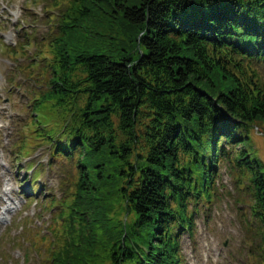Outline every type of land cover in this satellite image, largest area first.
<instances>
[{
  "label": "trees",
  "instance_id": "1",
  "mask_svg": "<svg viewBox=\"0 0 264 264\" xmlns=\"http://www.w3.org/2000/svg\"><path fill=\"white\" fill-rule=\"evenodd\" d=\"M49 9L58 13L38 60L23 66L30 114L18 150L45 147L70 185L48 201L58 207L48 233L24 232L40 264H182L180 235L212 204L223 160L249 234L246 264H264V0ZM32 38L0 47L16 56Z\"/></svg>",
  "mask_w": 264,
  "mask_h": 264
},
{
  "label": "rangeland",
  "instance_id": "2",
  "mask_svg": "<svg viewBox=\"0 0 264 264\" xmlns=\"http://www.w3.org/2000/svg\"><path fill=\"white\" fill-rule=\"evenodd\" d=\"M54 1L0 0V42L18 47L25 44L27 36L35 41L33 44L31 40L32 44L16 56L5 47L0 49V256L6 259L5 262L0 260V264H23V253L28 252V247L17 245V239L13 238L22 235L24 224H28V228L46 230L58 208L47 207L48 200L52 197L61 199L70 185L67 164L56 161L49 165L51 156L45 147L37 146L26 156L18 150L22 126L30 114L27 95L30 79L23 66L38 60L36 55L48 33L50 15L58 13L57 9H49ZM262 73L264 75V67ZM10 78L16 81L14 86ZM259 133L262 138L256 141L264 161V136ZM38 164L39 189L32 197L26 198L24 193ZM217 172L213 203L209 208L204 203L199 204L192 233L185 231L180 235L182 264L247 262L249 234L235 202V178L226 161H222ZM8 205L12 207L11 212L3 214ZM33 257L29 256L32 264L36 262Z\"/></svg>",
  "mask_w": 264,
  "mask_h": 264
}]
</instances>
